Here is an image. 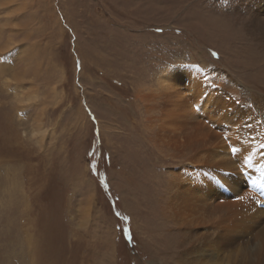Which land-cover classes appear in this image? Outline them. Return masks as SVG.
Returning <instances> with one entry per match:
<instances>
[{
	"label": "rangeland",
	"instance_id": "374dc122",
	"mask_svg": "<svg viewBox=\"0 0 264 264\" xmlns=\"http://www.w3.org/2000/svg\"><path fill=\"white\" fill-rule=\"evenodd\" d=\"M249 1L0 0V264H184L171 134L187 93L264 109Z\"/></svg>",
	"mask_w": 264,
	"mask_h": 264
},
{
	"label": "bare ground",
	"instance_id": "6f19581e",
	"mask_svg": "<svg viewBox=\"0 0 264 264\" xmlns=\"http://www.w3.org/2000/svg\"><path fill=\"white\" fill-rule=\"evenodd\" d=\"M252 4L257 19L264 0H250L248 5ZM261 30L264 35V25ZM181 70L185 68L175 66L159 78L165 80ZM202 94L187 93L186 113L175 119L177 130L171 134L174 150L185 151L183 157H187L168 178V206L164 201L161 207L162 213L169 211L177 227L175 253L184 264H264V109L247 102L255 93L245 96L233 90L211 95L202 108L197 105L199 99L191 108L187 105ZM221 95L228 98L223 101ZM200 99L202 104L204 97ZM225 102L229 103L223 109ZM205 124L221 129L218 138L214 134L200 137ZM227 139L237 153L228 150L232 145L224 146Z\"/></svg>",
	"mask_w": 264,
	"mask_h": 264
},
{
	"label": "snow or ice",
	"instance_id": "6c2138e0",
	"mask_svg": "<svg viewBox=\"0 0 264 264\" xmlns=\"http://www.w3.org/2000/svg\"><path fill=\"white\" fill-rule=\"evenodd\" d=\"M232 151L235 153L236 151H238L237 149L233 148ZM243 197H240V199H242Z\"/></svg>",
	"mask_w": 264,
	"mask_h": 264
}]
</instances>
